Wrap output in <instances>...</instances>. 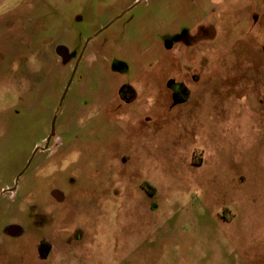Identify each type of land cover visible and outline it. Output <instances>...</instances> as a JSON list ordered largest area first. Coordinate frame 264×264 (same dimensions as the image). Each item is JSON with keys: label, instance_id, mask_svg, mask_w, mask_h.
I'll return each instance as SVG.
<instances>
[{"label": "rangeland", "instance_id": "1", "mask_svg": "<svg viewBox=\"0 0 264 264\" xmlns=\"http://www.w3.org/2000/svg\"><path fill=\"white\" fill-rule=\"evenodd\" d=\"M0 264H264V0H0Z\"/></svg>", "mask_w": 264, "mask_h": 264}, {"label": "flooded vegetation", "instance_id": "2", "mask_svg": "<svg viewBox=\"0 0 264 264\" xmlns=\"http://www.w3.org/2000/svg\"><path fill=\"white\" fill-rule=\"evenodd\" d=\"M57 51L59 52V54H61L63 52V55L61 54V56L63 57L62 60H63V63L65 66L71 64V66L74 67V60L73 59L76 58V56H77L76 53H71L64 47L57 48ZM168 88L170 90H172L173 98H174L173 100H174L175 104L184 103L187 101L188 97L185 94V92H186V90H189V88L183 82L170 80L169 84H168ZM138 95L139 94H138L137 90L135 89V87L131 83H125V84L121 85V87L115 93L114 97L119 99V101H120L119 107L124 108V107H128L130 104H132L136 100ZM63 101H64V99H63ZM63 101H62V103H63ZM60 105H62V104H60ZM55 115L56 114H53V116L51 117V119L49 121L50 122L49 134L46 136L45 140L41 143V145L35 146L33 153L35 150H37V151L35 152V155L33 156L31 163L33 162L34 158L36 157V155L38 153H45V152L50 151L51 152V153H49L50 156L48 155V156L40 159V161L37 165L42 166L43 164H46V163H53L55 169H62V168H60L61 167L60 162L62 160H65L67 147L65 146V142L60 138V136L58 134H56L57 119L55 121V133L52 134V125H53ZM57 118H58V115H57ZM139 119H141V118L138 117V120ZM47 159H49V162H47L48 161ZM17 186H18V183L16 184L15 191L17 190ZM13 187H15V185L10 186L9 188L5 189L3 193L15 192V191L8 190V189L13 188ZM1 195H2V190H1ZM51 196H52L51 197L52 201L57 202V203H63L66 200V195L63 192V189L61 188V186H59V184L52 186Z\"/></svg>", "mask_w": 264, "mask_h": 264}, {"label": "water", "instance_id": "3", "mask_svg": "<svg viewBox=\"0 0 264 264\" xmlns=\"http://www.w3.org/2000/svg\"><path fill=\"white\" fill-rule=\"evenodd\" d=\"M61 54L63 55V52H62ZM71 81H72V77H71L69 83L67 84L66 90H65V92H64V96H65V94L67 93V91H68V89H69V87H70ZM64 96H63V98H62L60 104H62V101H63V99H64ZM56 119H57V114L54 116V121H53V125H52V134L55 133V121H56ZM36 151H37V150H35L34 153L32 154V156H31V158H30V160H29V162H28L26 168H25V169H24V170L18 175L17 180H16V184L18 183V180H19L20 176L24 173V171L27 169V167H28L29 164L31 163L32 158H33V156L35 155V152H36ZM15 189H16V186L13 187V188H10V189H8V190H10V191H15ZM21 230H22V228H21V226L18 225V224H14V225H11V226L8 227V232H9L10 234H15V235H16V234H19V232H20Z\"/></svg>", "mask_w": 264, "mask_h": 264}]
</instances>
